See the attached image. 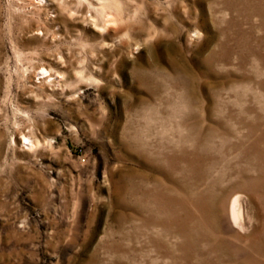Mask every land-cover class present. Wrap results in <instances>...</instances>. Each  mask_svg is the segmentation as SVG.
Returning <instances> with one entry per match:
<instances>
[{
    "label": "rangeland",
    "instance_id": "rangeland-1",
    "mask_svg": "<svg viewBox=\"0 0 264 264\" xmlns=\"http://www.w3.org/2000/svg\"><path fill=\"white\" fill-rule=\"evenodd\" d=\"M0 264H264V0H0Z\"/></svg>",
    "mask_w": 264,
    "mask_h": 264
},
{
    "label": "bare ground",
    "instance_id": "bare-ground-1",
    "mask_svg": "<svg viewBox=\"0 0 264 264\" xmlns=\"http://www.w3.org/2000/svg\"><path fill=\"white\" fill-rule=\"evenodd\" d=\"M42 72H44V70H41L38 74H42ZM230 215H231V219L234 223L238 224V218L240 217L241 219V210L239 207H236V203L233 200L230 206Z\"/></svg>",
    "mask_w": 264,
    "mask_h": 264
}]
</instances>
